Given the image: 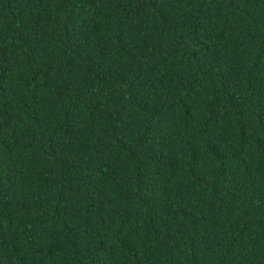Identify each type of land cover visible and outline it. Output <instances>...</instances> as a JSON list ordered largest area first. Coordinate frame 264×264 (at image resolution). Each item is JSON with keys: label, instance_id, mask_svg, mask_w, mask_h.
Masks as SVG:
<instances>
[{"label": "trees", "instance_id": "1", "mask_svg": "<svg viewBox=\"0 0 264 264\" xmlns=\"http://www.w3.org/2000/svg\"><path fill=\"white\" fill-rule=\"evenodd\" d=\"M0 264H264V0H0Z\"/></svg>", "mask_w": 264, "mask_h": 264}]
</instances>
